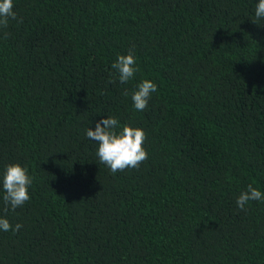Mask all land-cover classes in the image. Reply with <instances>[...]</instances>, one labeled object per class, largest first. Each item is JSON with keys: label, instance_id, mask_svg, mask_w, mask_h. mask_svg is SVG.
<instances>
[{"label": "trees", "instance_id": "trees-1", "mask_svg": "<svg viewBox=\"0 0 264 264\" xmlns=\"http://www.w3.org/2000/svg\"><path fill=\"white\" fill-rule=\"evenodd\" d=\"M258 3L13 0L17 19L0 29V218L22 227L0 230V264H264V200L236 203L248 185L264 194ZM129 50L139 70L121 84L112 64ZM144 80L157 92L137 111ZM108 117L146 134L138 168L99 162L86 130ZM12 164L33 183L5 211Z\"/></svg>", "mask_w": 264, "mask_h": 264}, {"label": "clouds", "instance_id": "clouds-1", "mask_svg": "<svg viewBox=\"0 0 264 264\" xmlns=\"http://www.w3.org/2000/svg\"><path fill=\"white\" fill-rule=\"evenodd\" d=\"M13 8V0H0V29H6L10 19H17V14ZM255 16L256 20L253 23L257 24L258 20L264 19V0H259L256 5ZM5 38H7V33ZM135 65L136 60L131 50H129L127 56H119L117 61L112 64V68L119 73L121 84L127 83L134 77L139 70ZM109 82L115 83V80H110ZM137 89L132 94L134 108L137 111H143L148 106L151 94L157 92V85L152 81L144 80L137 86ZM124 95H128L127 91H125ZM119 123L117 118L108 117L97 122L95 130L91 128L86 130L87 138L96 141L99 145L96 153L99 162L108 166L113 174L127 168H138L148 158L147 152L143 147L146 139L144 131L129 125H124L122 130L117 131ZM32 183L33 178L28 175L26 168L20 164L7 166L3 177L5 211H8V206L15 211L30 200L29 188ZM261 200H264V194L252 185H248L247 190L240 194L236 203L238 208L243 211L249 201ZM21 227L22 225L16 224L13 229L7 219L0 218V230L18 232Z\"/></svg>", "mask_w": 264, "mask_h": 264}]
</instances>
